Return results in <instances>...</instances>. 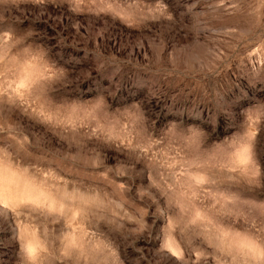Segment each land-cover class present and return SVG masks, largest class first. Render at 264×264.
<instances>
[{"label": "rangeland", "instance_id": "374dc122", "mask_svg": "<svg viewBox=\"0 0 264 264\" xmlns=\"http://www.w3.org/2000/svg\"><path fill=\"white\" fill-rule=\"evenodd\" d=\"M0 264H264V0H0Z\"/></svg>", "mask_w": 264, "mask_h": 264}]
</instances>
